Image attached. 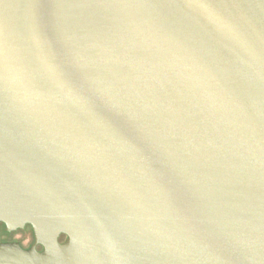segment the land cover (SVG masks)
<instances>
[{
    "label": "water",
    "instance_id": "95a60500",
    "mask_svg": "<svg viewBox=\"0 0 264 264\" xmlns=\"http://www.w3.org/2000/svg\"><path fill=\"white\" fill-rule=\"evenodd\" d=\"M0 222L33 264H264V0H0Z\"/></svg>",
    "mask_w": 264,
    "mask_h": 264
},
{
    "label": "flooded vegetation",
    "instance_id": "af4514ba",
    "mask_svg": "<svg viewBox=\"0 0 264 264\" xmlns=\"http://www.w3.org/2000/svg\"><path fill=\"white\" fill-rule=\"evenodd\" d=\"M66 239L65 234H60L57 242L63 244ZM41 243L30 224L8 230L0 222V264H33L46 251Z\"/></svg>",
    "mask_w": 264,
    "mask_h": 264
}]
</instances>
